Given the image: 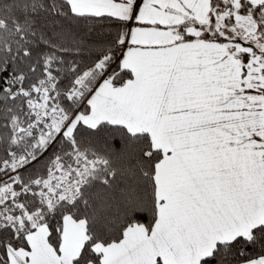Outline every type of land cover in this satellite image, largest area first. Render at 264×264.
I'll return each mask as SVG.
<instances>
[{
    "label": "snow or ice",
    "instance_id": "obj_1",
    "mask_svg": "<svg viewBox=\"0 0 264 264\" xmlns=\"http://www.w3.org/2000/svg\"><path fill=\"white\" fill-rule=\"evenodd\" d=\"M0 264H264V0H0Z\"/></svg>",
    "mask_w": 264,
    "mask_h": 264
}]
</instances>
